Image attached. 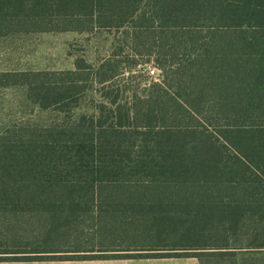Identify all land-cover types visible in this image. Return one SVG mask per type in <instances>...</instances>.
I'll list each match as a JSON object with an SVG mask.
<instances>
[{"label": "trees", "instance_id": "1", "mask_svg": "<svg viewBox=\"0 0 264 264\" xmlns=\"http://www.w3.org/2000/svg\"><path fill=\"white\" fill-rule=\"evenodd\" d=\"M103 28L96 63L0 71L39 110L0 130V261L264 264V0H0V34Z\"/></svg>", "mask_w": 264, "mask_h": 264}, {"label": "rangeland", "instance_id": "2", "mask_svg": "<svg viewBox=\"0 0 264 264\" xmlns=\"http://www.w3.org/2000/svg\"><path fill=\"white\" fill-rule=\"evenodd\" d=\"M121 35L116 30L103 28L96 33L87 34L73 31L67 32H35V33H8L0 34V71L23 70H64L74 69L75 61L85 58L88 63H96L99 58L110 50L112 40ZM156 68L153 63L142 71L143 79L147 82L160 79L161 71L156 74L150 70ZM24 112L27 116H38L39 110L23 108V90L19 88H0V130L6 123L23 121ZM85 238L87 246L102 249L114 245L115 247L135 245V242L126 243L114 240V237H104L101 232H96L93 222H86ZM123 242V243H121ZM137 242L138 245L149 244ZM158 246H167L158 242ZM75 246V245H69ZM67 247V245H62ZM141 248V247H138ZM163 252L150 251L149 253ZM148 253V252H145ZM264 251H253L255 256H260ZM0 264H202L196 257H161V258H111L84 261H0Z\"/></svg>", "mask_w": 264, "mask_h": 264}, {"label": "built area", "instance_id": "3", "mask_svg": "<svg viewBox=\"0 0 264 264\" xmlns=\"http://www.w3.org/2000/svg\"><path fill=\"white\" fill-rule=\"evenodd\" d=\"M157 71H158L157 68H152V69L150 70V72H151L152 74H156Z\"/></svg>", "mask_w": 264, "mask_h": 264}, {"label": "crops", "instance_id": "4", "mask_svg": "<svg viewBox=\"0 0 264 264\" xmlns=\"http://www.w3.org/2000/svg\"><path fill=\"white\" fill-rule=\"evenodd\" d=\"M67 262H69V261H67ZM73 262V261H72Z\"/></svg>", "mask_w": 264, "mask_h": 264}]
</instances>
